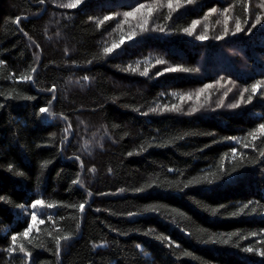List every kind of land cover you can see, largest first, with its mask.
Listing matches in <instances>:
<instances>
[{
	"label": "trees",
	"instance_id": "1",
	"mask_svg": "<svg viewBox=\"0 0 264 264\" xmlns=\"http://www.w3.org/2000/svg\"><path fill=\"white\" fill-rule=\"evenodd\" d=\"M68 2L0 0V196L5 197L0 201V264H22L23 254L7 249L11 236L31 223V203L38 198L56 207L38 209L29 237H18L17 245L33 253L29 264H264V257L243 251L261 239L248 234L264 229V214L231 216L249 200L264 205V163L232 172L237 163L231 158L233 147L249 156L256 153L225 139H243L264 123V98L238 109L227 106L240 99L244 87L264 78V23L247 31L255 14L264 12V0H251L245 31L223 39L214 38L223 31V9L235 5L229 19L234 30L235 18L243 19L240 0H195L167 22V8H160L149 27L167 23L165 33H139L141 14L127 20L123 15L157 0H81L75 8L60 6ZM213 7L217 13L205 20ZM105 16L112 18L100 24ZM192 20L200 21L196 34L207 31V40L182 31ZM133 31L139 33L133 40L103 53ZM157 59L165 63L158 65ZM137 63L138 72L124 71ZM177 65L200 71L156 75ZM32 67L37 68L32 81L17 79ZM146 67L149 74L142 76ZM53 85L55 94L48 91ZM205 85L212 87L200 93ZM173 104L181 106L180 113L148 112ZM41 107L56 115L40 113ZM192 108L197 111L191 113ZM101 136L103 148L84 146L85 140ZM256 144L264 146L260 140ZM206 172L222 174L213 184L183 188ZM77 177L83 186L72 183ZM85 201L83 213L67 207ZM153 206L159 211H144ZM211 208L219 211L212 214ZM128 212L138 215L128 217ZM73 217L79 219V230ZM49 232L74 233L62 243L59 259ZM232 232L239 235L228 245L201 242L213 233L226 238ZM238 240L240 247L234 246ZM41 241L45 247H35Z\"/></svg>",
	"mask_w": 264,
	"mask_h": 264
},
{
	"label": "snow or ice",
	"instance_id": "2",
	"mask_svg": "<svg viewBox=\"0 0 264 264\" xmlns=\"http://www.w3.org/2000/svg\"><path fill=\"white\" fill-rule=\"evenodd\" d=\"M39 4L43 5L45 3V0H38ZM195 2V0H157L156 3H152V4H138L137 7H135L132 11H128L125 12L123 15L125 17V20H127V18L129 17H134L136 14H141L142 17V21L139 24V33H146L149 31H154V32H160V33H165L166 31H169L168 27H167V23L164 24H155L154 26H152L151 28L149 27V21L150 19L153 17V13L158 11V9L160 8H167V14L164 16V20L165 22H167L168 20H170L172 18L173 13H175L178 9H180L181 7H183L184 5H190L193 4ZM241 4H242V13H243V19H241L240 16H237L235 18V26H234V30L229 28V19H231L230 13L232 12L233 8L235 7L234 4H230L228 7L223 9L222 15H223V31L221 34L216 35L214 38L215 39H223L225 36L228 35H236L238 33H241L243 31H245L244 25L249 24L250 21V3L251 0H240ZM81 3V0H69V2L67 4H61V7L64 8H75L78 4ZM260 8H264V3H262L260 5ZM218 9L213 7L211 9H209L208 13L205 15L204 19L207 20L209 16H211L214 13H217ZM112 17L110 16H105L103 20L99 21L100 24H103L104 21L106 20H110ZM21 20V17H16V21L15 23L17 25H19ZM200 23L199 20H192L191 24L188 27H184L182 29V31L187 34L188 36H194V38L196 40L199 41H204L208 39V33L207 31H204L200 34H196V28L197 25ZM262 23H264V12H257L254 16V19H252L251 22V26L247 29L248 32H251L253 29H255L258 25H261ZM20 31H23V29H20ZM139 33H137L136 31L130 32L127 34V36H122L119 43H113L110 47L106 46L103 49V53L105 55L112 53L115 49L119 48L121 45H123L125 43V39L127 40H133V38L138 35ZM25 36H27L28 34L25 32L24 33ZM29 39L31 40V37H29ZM36 47H39V45H36ZM37 60H39V56L37 55L36 57ZM89 63H91V61H89ZM156 64H164L165 61L162 59H157ZM4 61L2 59H0V65H3ZM140 65L139 63L136 64L135 67H133L132 65H129L128 68L124 69V71L126 72H132V73H136L139 71ZM37 71L36 67H32L31 68V72L27 75H21L19 76L17 79L20 81H24V82H30L32 81L33 77L31 75V73H35ZM200 69L199 68H193V69H189L186 67H182V66H173V67H165L163 69V72H157L156 75L157 76H161L164 73H175V72H182V73H188V72H199ZM142 76H148L149 74V69L146 67L144 69V71L142 73H140ZM83 79L86 81L88 80L87 76H84ZM212 85H205L204 89L200 90V93H203L205 91V89L211 88ZM49 92H52L53 94H55L56 91V85H53L50 89H48ZM228 91H231V89L229 88ZM200 93H197V99H199V95ZM247 94V95H246ZM2 95V94H0ZM8 97H12V93H8L7 94ZM173 96H176L177 93H172ZM227 95V92H225V96ZM261 97L264 98V78L262 79H257L254 83H252L250 86L248 87H244L243 90L240 92V99L235 102V103H231L229 105H227L230 109H238L241 107V105H247L250 104L253 99L255 97ZM15 98H20L19 96L15 97ZM27 99H32L31 96L26 97ZM53 98H55V95H53ZM115 99V98H114ZM181 100H184L185 97L184 96H180ZM187 99L191 100L192 96L188 95ZM51 104V101H49V105ZM223 106V101H221L220 104L217 105V107H222ZM0 107H3V105H0ZM137 111H139V109H137ZM197 111L196 108H192L190 110L191 113H195ZM40 113H48L49 116H54L56 115L55 113H51L48 111L47 108L45 107H41L39 109ZM149 113H164V112H175V113H180L181 112V106L178 104H173L171 105V107H169L168 105H164L163 107H161L160 105H157L156 107H150L148 109ZM144 115H147L148 113H143ZM65 120L68 119V117H64ZM72 125L71 123L68 124V126L64 129L65 132H68L71 129ZM185 135H188V133H185ZM67 137H65L66 139ZM174 139L180 140L183 139V137H175ZM226 140H232V141H236L237 143L241 144L242 147L244 149H252L253 152L256 153L255 156H249L247 153L245 152H239L237 151V148L233 147L231 149V158L234 161H237L236 165L232 168V172L237 171L238 168L243 167L245 164H249V165H255L257 163H264V146H260L258 147L256 144V141L260 140L261 144L264 145V123H260L255 129L249 131L247 133V136L244 137L243 139H239L235 136H229V137H225ZM173 141L169 140L167 141L168 144H171ZM143 150V149H142ZM129 155H131V153H129ZM228 154L226 153L225 156H227ZM76 160H80L79 156H75L74 157ZM49 163L48 161L45 162V164ZM81 167H83V162H81ZM223 167V165H221V168ZM9 169L11 170V165H9ZM91 171H95V169H91ZM109 171H111V169H109ZM169 171H173L172 169H169ZM222 174V173H221ZM221 174H217V173H204L201 176L198 177H194L191 180H188L187 183H184L183 188H188L190 185H199V184H213L215 181L220 179V175ZM20 175H23V173H20ZM72 183L75 184H80L81 186H83V181L79 179V177H77L76 179H74L72 181ZM180 182L177 181L175 182V186L179 187ZM173 184H169V187H172ZM152 187V184H147L145 185V188H150ZM144 189H136L137 192H141ZM181 191L183 189H180ZM120 192H123L124 189H120ZM88 195L91 196L92 193L88 192ZM100 195H105V193H101ZM5 200V197L0 196V201ZM8 203H11V201H7ZM87 203V201H85L84 203H80L79 205H67V207H73L76 208L79 212L83 213L84 209H85V204ZM199 203V202H197ZM16 207L20 208V209H25V205L24 204H17ZM56 207L55 204L53 203H46V201L42 198H38L32 201L31 203V212H30V216H31V223L28 224V227L24 229V231L22 233H16L13 234L11 236V246L7 249V251L11 254V253H15L17 252V250L23 254V259H22V264H29L30 258L32 257L33 253L32 251H29L28 249L25 248V246L23 244L17 245V240L18 237H22V238H27L29 237L31 231L33 230V228L36 226L37 223V210L38 209H43V208H48V209H52ZM223 207V206H221ZM97 211H99V209H97ZM145 212H158L159 209L157 207H150V208H145L144 209ZM212 214H216L219 209L216 208H211L210 209ZM258 212L264 214V205L260 204V202L257 201H253V200H249L247 203H244L239 209L238 211H234L231 213L232 217H238L241 214L244 215H250V214H257ZM135 215H138V213H133V212H128L127 216L128 217H133ZM181 215H183V213H181ZM51 216H49V220H51ZM73 219H76V230H79L81 225L79 222V219H77L76 217H73ZM40 223H43V221H40ZM152 230H149V233L147 234H151ZM49 236H52L53 238V242H54V250H55V256L57 257V259H59L60 254H61V249H62V243L69 241L72 239L74 233L72 232H67L64 233L62 235L57 234L55 236H53V234L51 232L48 233ZM239 235L237 232H232L230 234H227L226 238H225V234H220L219 236H217L215 233H213L212 235L209 236L208 240H204L201 241L202 243L205 244H223V245H228L232 242V238L234 236ZM248 236L251 237H261V239H259L256 242V245H249L246 247H243V251L244 252H249V253H255L258 254L262 257H264V229H261L259 231H253L250 232L248 234ZM248 236H241L240 239L241 240H245L248 239ZM157 239H166L165 237H157ZM197 239L199 240L200 237H197ZM28 243L31 244L32 241L29 239ZM98 245L93 244V247H97ZM236 247H240V243L239 240L235 243ZM35 247L37 248H44L45 247V242L41 241L40 244L35 245ZM139 247V246H137ZM177 248L180 247V245H176ZM183 255L185 257H189L192 254L190 252H184Z\"/></svg>",
	"mask_w": 264,
	"mask_h": 264
},
{
	"label": "clouds",
	"instance_id": "3",
	"mask_svg": "<svg viewBox=\"0 0 264 264\" xmlns=\"http://www.w3.org/2000/svg\"><path fill=\"white\" fill-rule=\"evenodd\" d=\"M93 135H95V134H93ZM102 140H103V137L102 136L99 139L92 140V141L85 140L84 141V146L86 148H89V150H91L92 147H100V148H103Z\"/></svg>",
	"mask_w": 264,
	"mask_h": 264
}]
</instances>
